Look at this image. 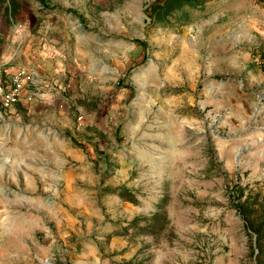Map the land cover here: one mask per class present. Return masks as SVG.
<instances>
[{"label":"rangeland","instance_id":"rangeland-1","mask_svg":"<svg viewBox=\"0 0 264 264\" xmlns=\"http://www.w3.org/2000/svg\"><path fill=\"white\" fill-rule=\"evenodd\" d=\"M4 63L0 264H264V0H0Z\"/></svg>","mask_w":264,"mask_h":264},{"label":"built area","instance_id":"built-area-1","mask_svg":"<svg viewBox=\"0 0 264 264\" xmlns=\"http://www.w3.org/2000/svg\"><path fill=\"white\" fill-rule=\"evenodd\" d=\"M7 65L8 63L0 64V114L5 115L17 104L32 103L41 96L28 88L29 84L36 83L40 76L36 68L16 63L9 83L4 85L1 76Z\"/></svg>","mask_w":264,"mask_h":264},{"label":"crops","instance_id":"crops-1","mask_svg":"<svg viewBox=\"0 0 264 264\" xmlns=\"http://www.w3.org/2000/svg\"><path fill=\"white\" fill-rule=\"evenodd\" d=\"M22 104L25 106V103L22 102ZM16 107H19L18 104L16 105ZM10 112H12V109L10 110ZM241 112L243 113V110H241ZM244 113L247 115L250 114H255L258 118L261 117L262 119L264 118V100H254L252 102L250 101H246L244 103ZM8 114H0V123L6 122L7 120V116ZM16 116V115H15ZM14 116V118H15ZM263 136H257L258 139V144L264 146V134H262ZM256 137V136H255ZM13 194H9L7 197L2 196L0 197L2 200L4 199V201H10L12 200ZM10 199V200H9ZM4 212L1 209L0 210V219L5 218L4 216ZM2 222H0L1 225Z\"/></svg>","mask_w":264,"mask_h":264}]
</instances>
